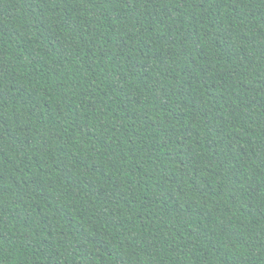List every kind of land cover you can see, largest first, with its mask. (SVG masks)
<instances>
[{
	"label": "trees",
	"instance_id": "16d2710c",
	"mask_svg": "<svg viewBox=\"0 0 264 264\" xmlns=\"http://www.w3.org/2000/svg\"><path fill=\"white\" fill-rule=\"evenodd\" d=\"M0 264H264V0H0Z\"/></svg>",
	"mask_w": 264,
	"mask_h": 264
}]
</instances>
